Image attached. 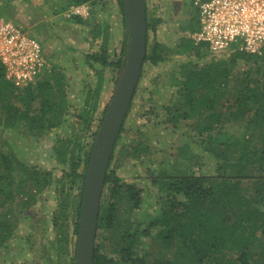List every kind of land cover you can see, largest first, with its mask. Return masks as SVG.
<instances>
[{
	"label": "trees",
	"instance_id": "1",
	"mask_svg": "<svg viewBox=\"0 0 264 264\" xmlns=\"http://www.w3.org/2000/svg\"><path fill=\"white\" fill-rule=\"evenodd\" d=\"M70 2L97 4L94 0ZM117 3L124 22L122 1L117 0ZM0 13L8 20L15 19L9 13ZM196 18L197 12L186 25L189 38L180 37L172 49L154 42L149 50L147 46L144 60V64L155 66L164 61L169 52L189 57L181 62L179 77H170V85L176 92L162 107L164 116L158 122L172 131L188 126L189 143L179 148L178 156L172 162L168 155L162 162L158 161L162 165L160 170L146 171L152 179L151 184L160 188L159 209L151 206L145 220L138 225L127 222L128 231L121 237L124 246L118 250L117 261L101 254L100 245L96 244L94 264H170L161 260L151 262L150 246L143 241L150 238L174 253L175 264H264V53L260 56L234 51L219 58L211 57L207 47H201L204 44L196 45L191 38L199 30ZM159 22L147 17V35L156 31ZM101 48V53L86 58L106 66L109 64L105 57L107 47ZM125 52L126 46L109 66L119 70ZM208 57L209 61L201 66L192 60ZM59 86L58 82L50 84L41 80L34 86L20 89L5 78V68L0 64V134L18 126L24 128L26 135L38 138L59 126L66 107ZM55 94H59V101L54 100ZM97 94L98 90L95 96ZM36 100L39 109L31 113V102ZM95 108L94 104L93 111ZM88 114L90 112L86 110V116L78 115L77 120L88 125ZM97 132L85 155V167ZM122 132L123 128L120 135ZM0 144L8 146L3 150L0 145V209L6 206V211L0 212V250H3L17 222L11 207L13 202L18 198L22 205L29 204L30 199L34 201L36 193L48 189L54 179L51 171L22 162L6 140ZM67 144L65 142L62 149L56 148L55 152L61 165L70 163V173L64 172L70 183L80 181L73 228V235L77 237L87 169L77 173L80 156L74 157V149H69ZM117 145L118 141L111 162L116 156ZM130 150L133 152L129 154L136 157H147L150 152L142 141H136ZM201 150L207 157L201 155ZM111 162L101 199L99 232L103 228H113L120 202L133 204V210H138L143 202V190L117 177ZM166 162L171 164L165 170ZM68 199L66 194L53 219V227L59 234L57 242L65 247L72 241ZM100 238L97 233L96 240ZM74 240L70 264H75Z\"/></svg>",
	"mask_w": 264,
	"mask_h": 264
},
{
	"label": "rangeland",
	"instance_id": "2",
	"mask_svg": "<svg viewBox=\"0 0 264 264\" xmlns=\"http://www.w3.org/2000/svg\"><path fill=\"white\" fill-rule=\"evenodd\" d=\"M94 1L97 4L91 6L90 3L75 5L70 0H0V11L14 16L16 23L19 20L18 24L10 21L25 33L34 36L43 46L48 67L37 82H58L60 95L66 100L60 125L45 131L44 135L38 138L28 136L24 128L18 126L0 134V142L6 140L22 162L40 170L51 171L54 179L48 189L36 193L34 201L30 199V205H22L18 198L11 205L17 220L12 219L17 222L7 247L0 250V264H70L73 240H76L73 228L77 218L80 181L71 184L64 176V172L70 173V163L61 165L55 149H62L65 142H68V148L74 149V157L77 154L80 156L77 173L87 169L88 164L86 167L84 164L85 155L90 150L93 135L100 128L104 110L118 78L119 70L109 65L119 58L122 48L126 46L125 21L122 20L117 0ZM145 1L147 17L160 20L156 31L147 35L148 50L154 42L172 49L180 37L189 38L186 25L197 12L194 0ZM0 15L8 19L1 13ZM102 46L107 47L105 57L108 65L102 66L87 60V55L101 53ZM166 54L169 55H165V60L155 66L143 64L142 77L140 76L126 116L123 132L117 140L116 156L111 162V168L115 170L117 177L124 182L134 183L143 190V202L138 210H133L131 203L120 202L113 228H103L97 232L101 235L100 240H96V244L100 245V253L115 258L116 261L119 248L124 246L121 237L128 231L127 222L138 225L145 220L146 212L151 206L159 209L157 198L161 195L158 194L161 192L158 191L160 188L151 184L152 179L146 171L152 172L156 168L160 170L162 165L158 161L162 162L168 155L172 162L178 156L179 148L189 143L188 126L172 131L158 124L164 116L162 107L169 103L176 92V88L170 85V77H179L181 62L189 58L170 52ZM209 59L199 61L192 58L199 66ZM97 90L98 94L95 96ZM59 98L57 94L54 100L59 101ZM86 101L89 103L86 104ZM18 104L24 109L21 103ZM94 104L96 108L93 111ZM39 106L38 100L31 102V113L37 112ZM86 110L90 112L88 125L77 120L78 115L86 116ZM136 141H142L149 148L147 157L129 154L130 151L133 152L130 149ZM0 145L3 150L8 149V146ZM201 155L207 157L203 151ZM171 162L165 163V170L170 167ZM66 194L70 204L67 212L72 240L67 244L68 247L57 242L59 234L53 227V219ZM5 208L6 206L1 208L0 212H5ZM143 241L150 246L148 253L151 262L161 260L175 264L174 253L165 249L161 242H153L152 238Z\"/></svg>",
	"mask_w": 264,
	"mask_h": 264
},
{
	"label": "built area",
	"instance_id": "3",
	"mask_svg": "<svg viewBox=\"0 0 264 264\" xmlns=\"http://www.w3.org/2000/svg\"><path fill=\"white\" fill-rule=\"evenodd\" d=\"M199 30L191 38L206 44L211 57L234 51L264 53V0H194ZM78 9V8H77ZM0 64L16 87L34 86L47 69L43 46L0 15Z\"/></svg>",
	"mask_w": 264,
	"mask_h": 264
},
{
	"label": "water",
	"instance_id": "4",
	"mask_svg": "<svg viewBox=\"0 0 264 264\" xmlns=\"http://www.w3.org/2000/svg\"><path fill=\"white\" fill-rule=\"evenodd\" d=\"M121 1L125 18L126 52L87 165L75 242V264H94L107 169L136 92L146 57V1Z\"/></svg>",
	"mask_w": 264,
	"mask_h": 264
}]
</instances>
